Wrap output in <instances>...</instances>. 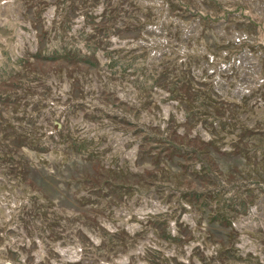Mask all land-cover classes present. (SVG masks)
Returning <instances> with one entry per match:
<instances>
[{
  "label": "rangeland",
  "instance_id": "1",
  "mask_svg": "<svg viewBox=\"0 0 264 264\" xmlns=\"http://www.w3.org/2000/svg\"><path fill=\"white\" fill-rule=\"evenodd\" d=\"M0 264H264V0H0Z\"/></svg>",
  "mask_w": 264,
  "mask_h": 264
}]
</instances>
